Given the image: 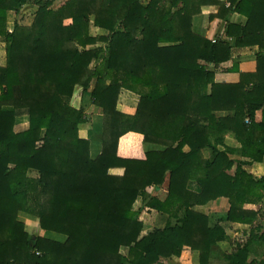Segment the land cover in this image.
Returning <instances> with one entry per match:
<instances>
[{
    "label": "trees",
    "instance_id": "trees-1",
    "mask_svg": "<svg viewBox=\"0 0 264 264\" xmlns=\"http://www.w3.org/2000/svg\"><path fill=\"white\" fill-rule=\"evenodd\" d=\"M30 1L0 0V264H178L184 248L209 264L228 239L221 223L253 225L259 211L244 206L264 198V176L245 169L264 160V0H66L55 9L37 0L31 24L9 32L7 13ZM206 6L224 22L213 40L192 31ZM232 14L244 24L230 23ZM90 18L103 34H90ZM245 47L257 48L256 71L234 64L238 82L215 83L217 67ZM77 87L102 117L94 159L79 136L89 117L70 103ZM121 90L139 98L133 115L116 109ZM21 116L28 127L15 132ZM134 139L129 153L123 145ZM136 141L161 149L137 156ZM115 168L123 174L111 175ZM164 184L163 201L147 192ZM137 198L167 223L145 232ZM220 199L228 208L213 225L193 210ZM19 212L64 242L30 236ZM259 232L249 241L264 242ZM227 264L264 259L249 260L246 243Z\"/></svg>",
    "mask_w": 264,
    "mask_h": 264
},
{
    "label": "crops",
    "instance_id": "crops-1",
    "mask_svg": "<svg viewBox=\"0 0 264 264\" xmlns=\"http://www.w3.org/2000/svg\"><path fill=\"white\" fill-rule=\"evenodd\" d=\"M220 1L225 2L226 0H220ZM26 6H28V5H26ZM226 6H228V3H226ZM217 10H218V8L216 6H206V7L201 8V13L192 19V31L195 34L202 36L208 40H213L216 35L222 34L224 22L221 19L213 17L217 13ZM10 13H14V12H8L7 13V19H8V15ZM210 16H211V18H210ZM229 22L233 23V24L242 25L245 22V18L239 14H232L231 16H229ZM13 23L10 26V23L7 20L6 28L9 32L13 29ZM229 42H232V39H229ZM256 53H257L256 47L234 48L232 50L231 59L228 62H225V63H222L221 65H219L217 67V69L215 70L214 82L215 83H223V84H234V83H237L239 80V73H254L256 71ZM234 64L237 65L239 73L229 71V69H231ZM4 65H5V61H4L3 65H0V67H3ZM138 100H139V98L137 95H135L131 92H128L126 90H121L119 97H118L116 109L121 113H124L127 115H133L135 113V109H136ZM71 105L76 109L82 108L84 110L85 114H87V116L89 113L94 111V114L92 113V115H93L92 119H90V117H89L90 122L81 126L80 131H79V136L81 138L87 139L89 141L90 149H91L92 148L91 143L95 139V136L97 138L99 136L98 140L101 138L102 118H101V115L99 113V110L91 105L90 99H89V94L82 92V90L78 87L74 90V94H73L72 99H71ZM260 119H261V112L257 111L255 114V120L259 121ZM26 123H27L26 127H28L27 118H26ZM16 125H17V122L15 123V126ZM226 138L232 139L233 142L228 143ZM134 141H135V139L128 141L127 146L123 145V148L129 150L130 149L129 147L132 145V143ZM100 142H101V140H100ZM223 142H224L225 146L234 150V154L230 157L232 159L238 160L239 157L237 156L235 150H237L239 148V144L234 140V138L230 134H227L224 137ZM90 149H89V152H90ZM160 149L161 148L159 146L144 145V144L141 145L139 142L136 141L135 147H134V152H136L137 156H141L142 151L160 150ZM185 150H186V148H185ZM100 151H101V147H100V149L99 148L96 149V153H97L96 155L92 156L90 154L91 158L92 159L96 158L97 155L100 153ZM205 151L206 150H203V152H202L204 158H206L204 156ZM130 152L131 151L129 150V153ZM129 153H127V154H129ZM258 164H261V163L253 164L250 167H254L255 165H258ZM109 173L111 175L121 176L123 174V169H121V168L110 169ZM166 187H167V184H164L162 186V188L158 189L157 191L154 190L153 187H150V188H147V192L151 195H154L158 200L163 201L167 195ZM138 201L140 203H138ZM213 202H215V201H213ZM135 203L137 204L136 208L134 206ZM210 203H212V202H210ZM210 203H208L204 206H196L193 208V210L196 212H199L201 214H204L208 217V215L206 213H204L202 210L207 205H209ZM141 206H142V202H141L140 198H137L136 201L134 202L133 206H132V209L134 211H139V220L141 222H142V219L140 217L141 213H144L146 211L157 213L156 211L149 210L147 208L141 209ZM156 215L160 218L159 221H160V223H163V226H164L168 221L167 217L165 215H161L159 213H157ZM18 220L24 224L25 230L30 236H39V237L46 238V239L53 240V241H57V242H64V240H65V237L63 235H60V234H57L54 232L44 231V230L40 229L38 220L31 215H28V214L23 213V212H19L18 213ZM221 225L223 226L222 223H221ZM236 225H240V224H236ZM163 226H161V227H163ZM143 227H144V223H143ZM194 253L196 254L197 260H198L197 252H194Z\"/></svg>",
    "mask_w": 264,
    "mask_h": 264
},
{
    "label": "rangeland",
    "instance_id": "rangeland-1",
    "mask_svg": "<svg viewBox=\"0 0 264 264\" xmlns=\"http://www.w3.org/2000/svg\"><path fill=\"white\" fill-rule=\"evenodd\" d=\"M36 1L37 0L30 1L28 6L23 7L18 14L10 13L7 19L8 22L10 23V26L12 25L13 22H18L21 25H30L33 19L34 11L37 8ZM51 1L53 3L52 5L53 7L52 6L51 7L55 9L66 0H51ZM91 20L92 18H90V28H89L90 34L91 35L103 34L104 33L103 31L93 27ZM4 47H5L4 44L0 42V65H3L5 61ZM92 113L94 114V111L88 114V117H90V119H92L93 116ZM16 122L17 125L14 127V130L16 132H22L27 129L25 116L18 117L16 119ZM98 138L95 136V139L91 143L92 148L90 149L91 152L90 154L92 156L96 155L97 154L96 149L98 148L100 149L101 147V142H100L101 138L99 140ZM226 140L228 143L233 142L232 139L230 138H226ZM204 156L206 158L210 157V153L208 150L205 151ZM245 169L251 174L255 175L256 177L264 176V161L261 164L255 165L254 167H246ZM29 175L34 176V173L29 172ZM138 203L140 202L138 201ZM134 206L136 208L137 204L135 203ZM244 207L247 209H253L259 211V216L257 221H255L254 224L251 226L241 225V224L236 225L234 223L223 222L222 224L225 228L228 239L222 243H219L217 247L213 249L211 258L209 260V264H227V256L233 254L238 247H241L246 243H248L249 246V260L264 259V242H261L260 240L253 242L249 241L250 230L253 231L255 234H259L260 233L259 231L264 228V198L262 202L259 203L258 205H246ZM227 208H228L227 201L225 199H220L210 203L202 211L208 215L210 225H213L216 222H218L222 217H224ZM157 213L146 211L140 214L142 222L144 223L145 232L148 229L163 226V223H160L159 221L160 218L156 215ZM161 215H165V214H161ZM257 227L258 229H260L259 231ZM121 252L126 253V249H122ZM174 261L178 262V264H198L196 254L192 252L189 248H184L180 254L179 259H174Z\"/></svg>",
    "mask_w": 264,
    "mask_h": 264
}]
</instances>
